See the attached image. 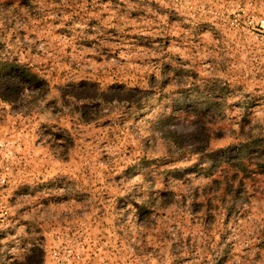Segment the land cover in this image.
<instances>
[{
    "label": "rangeland",
    "instance_id": "obj_1",
    "mask_svg": "<svg viewBox=\"0 0 264 264\" xmlns=\"http://www.w3.org/2000/svg\"><path fill=\"white\" fill-rule=\"evenodd\" d=\"M239 145L264 0H0V264H264Z\"/></svg>",
    "mask_w": 264,
    "mask_h": 264
},
{
    "label": "trees",
    "instance_id": "obj_2",
    "mask_svg": "<svg viewBox=\"0 0 264 264\" xmlns=\"http://www.w3.org/2000/svg\"><path fill=\"white\" fill-rule=\"evenodd\" d=\"M251 149L247 146V145H239V150L237 152L238 157L236 159V163H238L239 167H244L248 164L247 160H249L250 162H252L251 159H247L246 158H251V157H259L261 156V158H264V154L262 152H264V145H262L261 147H257L254 149V151H250ZM248 152H253L252 154H247ZM264 164V161H263ZM238 174V173H237Z\"/></svg>",
    "mask_w": 264,
    "mask_h": 264
}]
</instances>
